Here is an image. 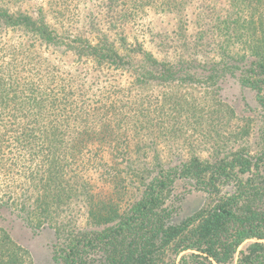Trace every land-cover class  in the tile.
Returning a JSON list of instances; mask_svg holds the SVG:
<instances>
[{
    "label": "trees",
    "instance_id": "obj_1",
    "mask_svg": "<svg viewBox=\"0 0 264 264\" xmlns=\"http://www.w3.org/2000/svg\"><path fill=\"white\" fill-rule=\"evenodd\" d=\"M14 1L0 0V221L6 214L61 231L53 264H225L250 239L257 241L244 246L237 264H264V127L256 131L263 147L254 155L237 148L212 161L193 156L150 177L139 174L137 195L129 194L128 200L126 186L100 191L89 176L107 166L102 154L128 158V145L141 136L142 125H152L153 118L144 124L140 113L153 110L122 109L124 89H94L44 58L28 40L119 64L125 57L113 42L64 37L47 21L43 7L29 13ZM225 1L236 11L211 33L221 38L226 55L244 51L248 64L239 74L240 86L253 91L264 107V0ZM55 12L54 20L68 22L65 10ZM14 31L26 40L14 41ZM203 32L201 27L197 34ZM226 68L234 70L222 66L217 72ZM165 72L163 79L174 78ZM243 133L248 136L249 130ZM184 180L206 192L209 201L174 220L178 206L172 193ZM229 184L233 189L222 193ZM79 205L86 224L77 229L72 212ZM0 264H27L2 223Z\"/></svg>",
    "mask_w": 264,
    "mask_h": 264
},
{
    "label": "rangeland",
    "instance_id": "obj_2",
    "mask_svg": "<svg viewBox=\"0 0 264 264\" xmlns=\"http://www.w3.org/2000/svg\"><path fill=\"white\" fill-rule=\"evenodd\" d=\"M14 3L25 5L23 9L36 14L43 7L47 21L64 37L69 34L92 44L113 42L125 57L119 64L96 62L79 51L66 52L60 44L54 47L35 38L28 40L31 48L44 58L60 64L86 84H94V89L110 86V91L116 92L113 86L124 89L122 109L130 112L137 106L153 110L140 113L143 116L139 119L144 124L147 117H152V125H142L141 136L128 145V158H113L114 154L108 151L102 154L107 166L89 176L100 191L106 193L114 185L118 189L126 186L128 200L130 195H137L135 176L139 174L150 177L159 168L177 166L193 156L212 161L237 148L251 155L261 151L263 146L256 131L264 127L260 123L264 107L255 100L253 91L240 86L239 74L247 67L244 64H248L242 60L244 51L235 49L230 56L226 55L220 49L221 38L211 33L219 22L236 11L228 1L193 0L190 7V0H15ZM54 9L65 10L68 22L60 24L61 19L54 20ZM197 23L204 28L203 35L197 34L201 28ZM14 32V41L26 40L27 37ZM222 66L234 70L217 72ZM165 71L172 72L174 78L163 79ZM247 130L248 136L243 133ZM232 186L222 187V193L232 190ZM172 196L178 206L174 220L184 218L209 201L208 194L194 189L188 180L177 184ZM72 216L73 226L84 228L86 220L80 205ZM0 223L24 254L27 264H53L54 247L63 238L61 231L59 235L53 227H35L31 225L33 221L27 224L6 214ZM254 241L257 240L245 241L233 260L225 264H237L240 251Z\"/></svg>",
    "mask_w": 264,
    "mask_h": 264
}]
</instances>
